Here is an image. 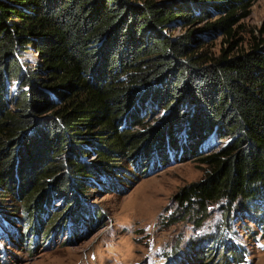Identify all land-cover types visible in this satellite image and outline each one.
Listing matches in <instances>:
<instances>
[{"label": "trees", "instance_id": "obj_1", "mask_svg": "<svg viewBox=\"0 0 264 264\" xmlns=\"http://www.w3.org/2000/svg\"><path fill=\"white\" fill-rule=\"evenodd\" d=\"M254 1L0 0V191L15 192L21 186L27 211L36 208L46 217L56 207L48 205L47 198L51 201L55 196L61 206L68 205L52 233L88 234L105 221L100 213L88 217L93 207L86 196L80 198L78 191L87 192L91 186L84 180L89 174L93 179L102 174L100 184L118 190V180L105 174L113 169L111 159L138 150L133 159L139 167L150 168L183 158L190 150L210 149L218 134L224 138L231 132L229 146L201 158L210 167L206 177L188 185L178 198L203 213L206 205L222 200L262 199L264 214L263 34H253L249 49L235 53L208 57L197 51L203 45L195 47L202 33L233 40L235 27L248 16ZM198 23L205 25L177 38L162 34L169 26ZM30 45L36 48L40 64L23 72L19 60ZM14 79L22 87L15 97L18 107L12 111L9 85ZM152 81L157 84L146 94L155 100L149 105L158 101L169 109L178 101L179 109L166 114L161 126L122 130L134 96ZM61 99L67 106L55 105ZM189 101L194 103L192 115L179 106L186 102V108ZM44 111L54 115L39 118ZM190 115L189 121L182 118ZM215 121H220V129L207 137ZM140 123V119L135 122ZM98 126L102 131L84 134ZM97 135L110 146L100 144L99 163L80 162L85 141L97 140ZM152 149L153 163H146L147 156L139 152ZM12 211L0 199V215L6 221ZM247 211L251 215L249 205L237 215ZM35 213L27 223L33 226L29 233L45 220ZM263 216L253 215L257 221H264ZM215 234L203 237L212 239ZM200 257L192 256L195 264ZM232 259L243 260L242 254L231 251L225 264Z\"/></svg>", "mask_w": 264, "mask_h": 264}, {"label": "rangeland", "instance_id": "obj_2", "mask_svg": "<svg viewBox=\"0 0 264 264\" xmlns=\"http://www.w3.org/2000/svg\"><path fill=\"white\" fill-rule=\"evenodd\" d=\"M204 25L198 23L188 27L169 26L162 30V34L177 38L189 30H198ZM234 30L236 36L233 40L219 33L199 34L195 47L203 46L197 49L198 53H205L211 57L229 52L235 53L241 49L248 50L253 34L257 36L263 34L264 37V0H255L248 16L243 18ZM19 62L22 64L23 72H29L39 65L40 56L36 48L30 45ZM156 84L157 82L152 81L151 84L144 85L137 92V96H134V104L130 105L129 111L123 118L122 130L141 131L153 126H161L166 114L179 109L178 101L169 109L164 108L167 104H159L158 101L149 105V102L155 99L152 94L146 93ZM21 87L22 83L18 79L12 80L9 85L8 105L12 111L18 107L15 97ZM184 104L186 105V102ZM184 104L180 103V108L189 111L192 115L194 103L189 101L186 108ZM55 105L67 106L62 99ZM50 115H54V111H44L37 116L44 119ZM191 115L182 118L189 121ZM139 119L141 123L136 125L135 122ZM217 127L220 129V121H215L211 127L212 132L207 137L211 136ZM100 131L102 127L98 126L90 132L85 130L84 134ZM222 136V133L218 134L215 145L210 149H197L195 152L190 150V153L183 158L173 159L172 162H165L162 165L157 163L150 168L139 167L138 162L133 159L134 152L138 150H131L125 155L121 154L111 159L109 166L113 169L104 171L107 175L112 173L111 176L118 180L120 183L118 190L106 189L108 184H100L102 179L99 177L102 174H97L94 179L89 174L90 177L84 179L88 185H91L86 189L87 192L78 191V187L73 184L72 187L74 191L80 193V198L86 196V203L93 207L92 211L88 212V217L95 218L97 213L105 215V221L95 226L88 234L75 235L73 232L55 237L52 231L58 223L59 215L68 205L66 203L61 206L60 201H55V196L51 201L50 196L47 198L48 205L55 204L56 207L55 211L49 212L46 217L36 208L32 209V212L27 211L21 186H18L15 192L0 191L1 202L6 208L10 207L12 212H15L7 221L0 215V264H195L190 245L198 241L200 236L211 232L216 233L212 239L199 240L197 244L200 247L205 246L199 264H225L231 250L227 249L225 244L215 247V241L221 242L225 233L236 242L238 247H243L242 251L246 252L249 258L247 264H264V227H262L264 221L258 222L253 217L254 214L264 215L262 199L222 200L206 205L207 210L203 213L197 205H184L178 198L184 188L204 179L209 173L210 167L203 164L201 158L229 146L234 138L231 132H228L224 138ZM97 137V140L85 141L86 153L79 154L80 162L99 163L100 144L106 142L110 146V143L104 138L101 139L100 135ZM93 143L97 146L95 147ZM153 149L139 152L147 156L149 161L146 159V163H153L150 157ZM180 149H176L179 156L183 154ZM67 152L68 150H65L66 154ZM168 156L162 155L163 158ZM114 170L117 172L113 173ZM140 172L146 173L142 175ZM85 181L84 184L87 185ZM47 189L50 191L51 187ZM48 205H43L45 211ZM247 205L251 215H248V211L237 215L239 211L246 210ZM33 212L43 215L45 220L40 229L29 233V229L33 226L27 223L31 222ZM68 217L70 218V214ZM15 231L18 236L15 235Z\"/></svg>", "mask_w": 264, "mask_h": 264}, {"label": "bare ground", "instance_id": "obj_3", "mask_svg": "<svg viewBox=\"0 0 264 264\" xmlns=\"http://www.w3.org/2000/svg\"><path fill=\"white\" fill-rule=\"evenodd\" d=\"M239 220H241L240 218H239ZM10 227V226H9ZM13 233V232H12ZM15 233V235L16 236H18L19 234L15 231L14 232ZM82 233V232H81ZM60 234V233H59ZM58 235V234H57ZM75 235H79V234H76L75 233ZM14 237V236H13ZM56 237V236H55ZM207 239H209V238H205V237H203V236H200L199 237V239H198V241H195V244H194V247H191L190 248V251L191 252H193V255L194 254H196V253H198V254H200L201 256H203V252H204V250H205V246H202V247H200V245H198L197 246V244H198V242H199V240H206L207 241ZM70 240V239H69ZM223 244H225L226 245V247H227V249H229V250H234V249H236L237 248V245H236V242L230 237V236H228L227 234L224 236V239L220 242V241H215V247H220L221 245H223ZM196 245V246H195ZM196 247V249H194ZM243 248V247H242ZM201 259H202V257H201ZM11 261V260H10Z\"/></svg>", "mask_w": 264, "mask_h": 264}]
</instances>
